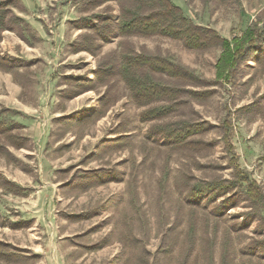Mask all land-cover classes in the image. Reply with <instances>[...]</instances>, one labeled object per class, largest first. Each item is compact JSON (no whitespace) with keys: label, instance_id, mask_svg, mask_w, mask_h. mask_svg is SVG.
Listing matches in <instances>:
<instances>
[{"label":"rangeland","instance_id":"rangeland-1","mask_svg":"<svg viewBox=\"0 0 264 264\" xmlns=\"http://www.w3.org/2000/svg\"><path fill=\"white\" fill-rule=\"evenodd\" d=\"M170 1L194 24L210 27L227 40L244 32L264 10V0ZM23 3V12L14 10L16 15L27 28L26 21H40L46 36L40 41L29 29L21 44L11 35L0 44L3 56L34 62L19 79L25 89L0 72V107L10 111L0 121L24 144L15 150L10 138L0 134V178L28 189L25 197L0 193V223L16 222L13 230L0 229V252L8 254L10 248L4 247L9 245L16 250L13 259L0 257V264H178L177 256L189 250L196 256L202 249L201 216L188 192L205 182L232 178L233 155L221 139L225 118L231 119L237 164L264 196V43L254 59L239 66L231 83L211 88L204 99L183 95L140 104L125 85V56H162L213 80L219 51H192L180 40L159 36L122 38L112 31L100 37L88 29L102 23L114 29L120 4L131 6L128 0ZM34 16L41 19L33 21ZM59 28L66 33L59 36ZM75 42L83 52L72 53ZM137 73L154 84L210 90L147 70ZM88 81L94 90L72 98ZM176 101L180 106L168 117L141 121L142 112ZM252 103L251 110L238 111ZM183 121L203 123L206 129L181 145L155 132ZM234 194V207L226 211L216 210L224 197L210 201L204 196L200 206L207 208L210 223L204 228L202 250L207 254L199 264L211 256L214 264L224 259V264H249L250 256L254 264H264L262 205L247 200L242 188L235 187ZM192 213L198 243L182 251V233ZM218 214L222 217L215 221L212 216ZM168 231L169 240L176 239L172 258L160 252L161 247L170 248L163 241Z\"/></svg>","mask_w":264,"mask_h":264},{"label":"trees","instance_id":"trees-1","mask_svg":"<svg viewBox=\"0 0 264 264\" xmlns=\"http://www.w3.org/2000/svg\"><path fill=\"white\" fill-rule=\"evenodd\" d=\"M128 1L131 3V6L120 4L121 11L119 13L120 15L117 17V23L114 29H111L109 23H107V25L102 23L98 27L88 25V29H92L100 35V37H104L102 36V33L105 32L109 35L112 31L122 38L138 37L147 39L159 36L170 40H180L184 43L187 49L192 51H202L208 49L219 51V57L214 64L215 74L213 80H204L195 75V73L187 67L174 63L162 56L148 53H138L125 56L122 65V74L124 75L125 85L135 101L140 104H150L155 101H164L166 98L176 99L183 95H188L196 99H204L208 95H211L214 91L211 88L223 86L222 83H231V80L233 79L239 66L254 59L258 53V45L260 43H264V10L260 16L256 18V21L253 22L252 25H250L244 32H242L239 36H234L230 40H227L216 30L210 27L194 24L184 15L183 11L174 5L170 0ZM14 10L23 12V6L19 0L0 1V44L3 40L2 34L6 31L16 32L18 37L20 36L19 38L21 40H25L26 38L24 37V34L29 33L30 31L25 25L24 20L18 17ZM77 30H80V28H77ZM104 39L108 41L109 38ZM72 47L73 54L84 51V49L78 46L76 42L75 44H72ZM9 59L10 60H7L6 57H2L0 52V72L10 74L15 83L24 87V84L19 82V79L25 78V71L34 62H26L17 58ZM141 70H147L154 74L164 75L170 79L189 81L195 84L196 87L210 88V90L193 91L154 84L151 83V81L143 79L139 76L137 72ZM93 88L92 82L88 81L80 87L79 91L75 93L72 98L91 92L94 90ZM179 106L180 102L176 101V103L170 105L168 108L161 107L146 110L140 115L141 121L149 122L162 120L168 117ZM254 107L255 103H252L239 108L238 111H249ZM105 112L106 111H103L100 117L104 116ZM4 113L8 114L10 111L0 107V115ZM93 113H95V111L91 112V114L87 116V120L95 116ZM10 116L12 117L13 115ZM100 117H98V119ZM8 129L4 126V123L0 121V134L10 138L11 145L15 150L23 149L24 144L19 142L18 138L11 134ZM205 129V124L203 123L183 121L173 128H157L155 132L157 134H165L167 138L173 139L181 145L186 144L189 137L201 134ZM220 129L222 134L221 139L227 150L233 155L230 161V166L234 169L232 178L229 180H214L205 182L198 188H193L188 192V196L193 199L192 208L199 209V214L201 216V222L199 221L200 227L198 231L200 234L198 235V239L202 244V249H204V242L206 240L204 230L208 228V223H210L209 220L206 219V216H209L206 212L207 208L205 206H200L201 203L205 202V195L209 196L210 201L224 197L223 200L216 205V210L226 211L234 207L235 187L242 188L247 200L260 203L262 205L264 216V196L261 193L259 186L255 181L250 180L249 176L242 172L237 164L235 151L231 144V119H223L220 122ZM7 157H9V155ZM135 180L141 182L143 185V181H140L139 179ZM0 187H2L3 191L6 193H10L14 196L25 193L24 190L6 182L2 178H0ZM68 187H71V185ZM121 198L123 197L121 196ZM121 198L118 205L114 206L115 210L119 208ZM130 202L136 204L137 197L135 196L134 198H131ZM193 216L194 213H192L191 217H189L188 226H186V229L182 233L183 239L187 242V245H185V241L180 244V249H182V251H185L187 246L193 249L192 246L196 247L198 243V240L195 238V222L197 219H194ZM212 217L215 221H218L222 215L218 214ZM168 233L169 231L163 235V241H169L170 248L161 247L160 252L161 255L172 258V250L176 239L172 238L169 240V237H167ZM226 234H228L227 231ZM202 249L198 250L196 256H192V252L189 250L185 254H182V256H177L175 261H177L178 264H199L198 261L204 260L202 258L205 254H207V251ZM0 257H2V259L10 260L13 259L15 255H1ZM236 257L237 256H231V260H234ZM253 257L254 256H250L249 264H254ZM225 258H227V256H225ZM224 263L225 259L222 260L221 264ZM205 264H214L212 256Z\"/></svg>","mask_w":264,"mask_h":264},{"label":"crops","instance_id":"crops-1","mask_svg":"<svg viewBox=\"0 0 264 264\" xmlns=\"http://www.w3.org/2000/svg\"><path fill=\"white\" fill-rule=\"evenodd\" d=\"M21 3H22V5L24 6V3H23V0H19ZM25 7V6H24ZM35 18H33V21L35 20V21H37L38 19L40 20L41 18H38V16H34ZM27 22V24H28V27H29V29L32 31V32H34L35 33V35L39 38V40L40 41H42L43 40V38L46 36V33H45V31H44V28H43V25H42V23L40 22V21H38L37 23H32V22H30V21H26ZM66 33V30H64V29H61V28H59L58 29V35L60 36V34L61 35H64ZM5 35H11V36H13L16 40H17V43L18 44H21V42H22V40L14 33V32H10V31H6V32H4L3 34H2V36H3V40H2V42H4V38H5ZM3 44V43H2ZM2 55V54H1ZM2 57H6V59L7 60H10L9 58H17V59H22V58H19V57H13V56H3L2 55ZM18 91H20V90H18ZM85 94V93H84ZM81 95H83V94H81ZM81 95H79V96H81ZM78 97V96H77ZM76 98V97H75ZM39 109V108H38ZM61 113H58V115H60ZM57 118H59V117H57ZM3 180H5L6 182H8V183H10V184H13V185H15V186H17L18 188H20V189H22V190H24L25 191V193H26V191L28 190V189H25V188H23L22 186H20L18 183H16L14 180H8L7 178H2ZM58 187H61V185L60 186H58ZM3 192H5V191H3V189H2V187H0V193H3ZM6 193V192H5ZM25 193H22V195H24V196H22V197H25ZM7 195H12V194H10V193H6ZM3 196V195H2ZM12 196H14V195H12ZM18 196H21V195H17V196H14V197H18ZM0 211H2L1 209H0ZM14 225H16V222H13L12 220H10V223L9 224H3L2 222L0 223V229H11V230H13L14 229ZM13 246V245H12ZM12 246H5L4 248H9L10 247V252L7 254V253H4V252H0V256L1 255H4V256H6V255H11V256H14V255H16V250L12 247ZM1 247H3V246H1ZM0 247V248H1ZM39 257V256H38Z\"/></svg>","mask_w":264,"mask_h":264}]
</instances>
